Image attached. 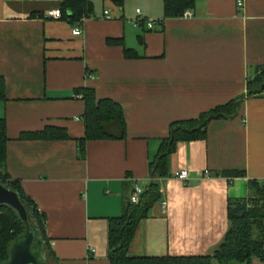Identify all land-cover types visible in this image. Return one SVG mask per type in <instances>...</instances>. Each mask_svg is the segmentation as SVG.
<instances>
[{
	"label": "crops",
	"instance_id": "obj_1",
	"mask_svg": "<svg viewBox=\"0 0 264 264\" xmlns=\"http://www.w3.org/2000/svg\"><path fill=\"white\" fill-rule=\"evenodd\" d=\"M89 1L93 15L71 25L48 16L61 0H0L5 169L45 218L49 262L109 264L108 219L150 182L169 124L243 97L238 116L211 121L206 139L178 143L159 180L164 211L161 202L151 208L129 247L131 256L212 255L229 228L228 199L246 198L249 180L264 182V96L245 97L264 65V0H242V9L237 0H196L191 17L175 18L163 17V0ZM81 88L118 103L126 127L123 139L87 141L83 155ZM46 126L68 139H20ZM181 170L185 181L173 177Z\"/></svg>",
	"mask_w": 264,
	"mask_h": 264
},
{
	"label": "trees",
	"instance_id": "obj_2",
	"mask_svg": "<svg viewBox=\"0 0 264 264\" xmlns=\"http://www.w3.org/2000/svg\"><path fill=\"white\" fill-rule=\"evenodd\" d=\"M196 0H163V17H180L186 10L194 8ZM58 10L60 18L69 24H78L83 18L93 15V4L89 0H61ZM119 43L121 40H109ZM124 56H137L132 49L124 48ZM81 94L84 102V137L78 139L80 155L84 145L91 140H115L125 137V121L122 108L109 98H98L93 88L75 91ZM264 96V65L254 68L253 75L247 79L246 95ZM0 100H5V81L0 76ZM243 97L233 99L200 113L197 117L174 121L168 126L167 136L160 139L158 150L149 162L150 182L142 187L136 203L128 197L117 217L108 219V262L109 264H238L249 263L256 258L264 261V182L248 181L250 194L246 198H229L227 216L229 228L212 255L181 257L131 256L129 247L135 237L140 222L146 219L151 208L161 202L159 180L169 176L168 162L180 142L204 140L211 121L230 120L238 116ZM22 140H64L68 135L63 128L46 126L37 132L20 135ZM6 120L0 118V184L15 191L27 206L31 220L40 229L47 247V259L55 262L45 234V218L35 202L23 192L18 181L11 180L5 169ZM228 177L243 176V172L221 173ZM24 230V223L17 213L8 206L0 205V260L7 257L11 241Z\"/></svg>",
	"mask_w": 264,
	"mask_h": 264
},
{
	"label": "water",
	"instance_id": "obj_3",
	"mask_svg": "<svg viewBox=\"0 0 264 264\" xmlns=\"http://www.w3.org/2000/svg\"><path fill=\"white\" fill-rule=\"evenodd\" d=\"M0 205L13 209L24 223V230L11 241L7 257L0 264H51L47 259V247L40 229L31 220L27 206L18 194L0 184Z\"/></svg>",
	"mask_w": 264,
	"mask_h": 264
},
{
	"label": "built area",
	"instance_id": "obj_4",
	"mask_svg": "<svg viewBox=\"0 0 264 264\" xmlns=\"http://www.w3.org/2000/svg\"><path fill=\"white\" fill-rule=\"evenodd\" d=\"M236 5H237L238 9H242L243 8V1L242 0H237ZM136 13L140 14L139 9L136 10ZM48 16H51L53 18H58V17H60V12H59L58 9H55V10H52V11L48 12ZM182 16L183 17H191L192 16V12L190 10H186L182 14ZM104 18H106V19L110 18V14L108 13V11H104ZM147 26L149 28H151L153 26V22L149 21L147 23ZM72 34L76 35V36L80 35L81 34V27L79 25L74 26L73 29H72ZM204 174L208 175V172L205 171ZM173 177H176L179 180L185 181L188 178V172L186 170L176 171L173 174ZM141 191H142V187H136L135 188V190L133 191V193H132V195L130 197L131 202L136 203L138 201V195H139V193H141ZM165 205H166L165 202H161L160 203V207H161L162 211H164Z\"/></svg>",
	"mask_w": 264,
	"mask_h": 264
},
{
	"label": "rangeland",
	"instance_id": "obj_5",
	"mask_svg": "<svg viewBox=\"0 0 264 264\" xmlns=\"http://www.w3.org/2000/svg\"><path fill=\"white\" fill-rule=\"evenodd\" d=\"M215 264V263H214Z\"/></svg>",
	"mask_w": 264,
	"mask_h": 264
}]
</instances>
